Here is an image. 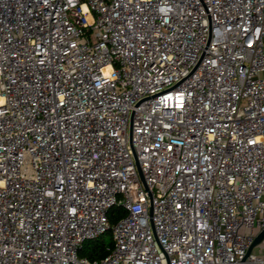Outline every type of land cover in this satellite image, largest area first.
<instances>
[{
  "label": "built area",
  "instance_id": "2783aa9c",
  "mask_svg": "<svg viewBox=\"0 0 264 264\" xmlns=\"http://www.w3.org/2000/svg\"><path fill=\"white\" fill-rule=\"evenodd\" d=\"M263 229L264 0H0V264H264Z\"/></svg>",
  "mask_w": 264,
  "mask_h": 264
},
{
  "label": "trees",
  "instance_id": "16d2710c",
  "mask_svg": "<svg viewBox=\"0 0 264 264\" xmlns=\"http://www.w3.org/2000/svg\"><path fill=\"white\" fill-rule=\"evenodd\" d=\"M125 215L124 210L120 206H112L107 213L109 222L111 224L115 223L116 220ZM111 234L110 230H107L103 234L99 235L96 238L85 240L81 247L78 249L77 255L81 258H86L89 261H96L103 258L108 250L107 248L112 246V235L110 236L109 241L106 243L105 235Z\"/></svg>",
  "mask_w": 264,
  "mask_h": 264
},
{
  "label": "water",
  "instance_id": "95a60500",
  "mask_svg": "<svg viewBox=\"0 0 264 264\" xmlns=\"http://www.w3.org/2000/svg\"><path fill=\"white\" fill-rule=\"evenodd\" d=\"M264 239V229L262 231H260L254 238L253 242L251 243L250 247L247 250L246 255H248L251 250L258 245L262 240Z\"/></svg>",
  "mask_w": 264,
  "mask_h": 264
},
{
  "label": "rangeland",
  "instance_id": "374dc122",
  "mask_svg": "<svg viewBox=\"0 0 264 264\" xmlns=\"http://www.w3.org/2000/svg\"><path fill=\"white\" fill-rule=\"evenodd\" d=\"M110 236H111V234L110 235H108V234L105 235L106 243L109 241ZM254 252H258V254H263L264 253V239L258 245L255 246Z\"/></svg>",
  "mask_w": 264,
  "mask_h": 264
}]
</instances>
